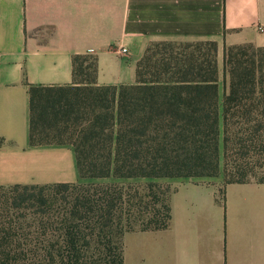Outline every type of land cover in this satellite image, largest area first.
Segmentation results:
<instances>
[{"label":"trees","instance_id":"trees-1","mask_svg":"<svg viewBox=\"0 0 264 264\" xmlns=\"http://www.w3.org/2000/svg\"><path fill=\"white\" fill-rule=\"evenodd\" d=\"M218 52L151 44L120 88L76 55L73 85L31 86V146L73 147L83 182L0 187V264H125L127 234L170 227L176 189L159 181L222 174L224 206L228 185L264 184V48L225 47L223 99Z\"/></svg>","mask_w":264,"mask_h":264},{"label":"crops","instance_id":"crops-1","mask_svg":"<svg viewBox=\"0 0 264 264\" xmlns=\"http://www.w3.org/2000/svg\"><path fill=\"white\" fill-rule=\"evenodd\" d=\"M161 42L264 48V0H0V187L83 182L73 147L31 146V86L73 85L76 55L133 86ZM172 182L170 227L127 234L125 264H264V184L228 185L224 206L223 181Z\"/></svg>","mask_w":264,"mask_h":264},{"label":"rangeland","instance_id":"rangeland-1","mask_svg":"<svg viewBox=\"0 0 264 264\" xmlns=\"http://www.w3.org/2000/svg\"><path fill=\"white\" fill-rule=\"evenodd\" d=\"M217 62H218V67H219V72H220L219 73L220 98L223 99L224 91H225V86H224V62H223V58H221L219 56V52H218V56H217ZM75 127H76L75 120H73L72 122H70L68 124V129L71 130V131L74 130ZM191 180L203 181V182H205L207 184H212V183H215V182L223 181L222 187L225 184V178H224V176L222 174L219 175L218 177H213V178H199V179H191ZM172 181L173 180H165V181L161 180L159 182L162 183L164 186H167L168 188H170L171 191H173L176 188H175V184ZM96 182L99 183V184L116 183V184H119V185H128L130 183H134V181H130V180H115V179L98 180ZM146 182L147 181H142V183H146ZM254 183H256L255 180H254Z\"/></svg>","mask_w":264,"mask_h":264},{"label":"built area","instance_id":"built-area-1","mask_svg":"<svg viewBox=\"0 0 264 264\" xmlns=\"http://www.w3.org/2000/svg\"><path fill=\"white\" fill-rule=\"evenodd\" d=\"M124 53H127V50H123Z\"/></svg>","mask_w":264,"mask_h":264}]
</instances>
